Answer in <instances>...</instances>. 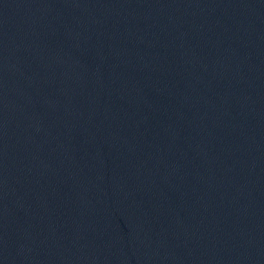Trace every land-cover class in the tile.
I'll list each match as a JSON object with an SVG mask.
<instances>
[{
  "label": "water",
  "instance_id": "95a60500",
  "mask_svg": "<svg viewBox=\"0 0 264 264\" xmlns=\"http://www.w3.org/2000/svg\"><path fill=\"white\" fill-rule=\"evenodd\" d=\"M0 264H264V0H0Z\"/></svg>",
  "mask_w": 264,
  "mask_h": 264
}]
</instances>
